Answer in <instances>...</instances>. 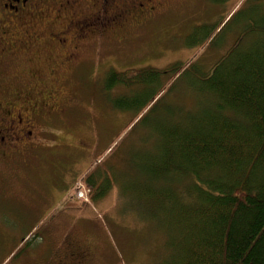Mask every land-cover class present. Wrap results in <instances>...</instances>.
<instances>
[{"label": "rangeland", "instance_id": "obj_1", "mask_svg": "<svg viewBox=\"0 0 264 264\" xmlns=\"http://www.w3.org/2000/svg\"><path fill=\"white\" fill-rule=\"evenodd\" d=\"M253 1H170L150 26L128 29L125 42L106 40L100 48L102 64L93 65L88 57L92 54L90 51L80 55L79 60L89 61L94 74L86 76L83 88L77 92L76 108L60 110L68 111L67 115L52 128L61 131V136L45 133V138L42 131L49 130V124L45 120L37 123L43 140L55 146L40 162L37 190L53 192L52 205L55 204L50 214L65 211L72 219L71 227L60 213L56 233L68 229L82 242H88L96 264L161 262L157 258L161 254V234L154 226L139 220L129 205L122 202L120 179L132 176V184L140 183L127 163L152 149L158 140L154 128L183 122L184 112L196 114L202 109L198 76L209 74L214 64L235 45L244 32L242 22L246 25L249 17H253ZM254 42L255 38H243L240 49L247 51ZM49 65L50 62L45 63L42 68ZM175 66L180 67L177 73L172 71ZM143 69L152 70L157 77L156 84L142 86L134 80L128 88L108 89L107 79L111 74L129 72L125 77L133 80L136 71ZM68 88L72 89L59 94L61 101L68 100L71 90L79 87L71 81ZM115 100L127 105L121 109L115 106ZM83 148L88 152H80ZM91 171L94 179L101 180L100 176L104 179L100 187L104 195L93 199L90 191L87 201L73 196L71 202L66 196L71 185L69 195H73L74 186ZM62 197L65 203L54 210ZM22 223L23 234L28 235L26 241L34 240L35 233L43 226L42 220L24 218ZM6 228L12 231L11 228L18 226ZM5 257L0 255V263Z\"/></svg>", "mask_w": 264, "mask_h": 264}, {"label": "trees", "instance_id": "obj_2", "mask_svg": "<svg viewBox=\"0 0 264 264\" xmlns=\"http://www.w3.org/2000/svg\"><path fill=\"white\" fill-rule=\"evenodd\" d=\"M252 3L235 45L198 76L202 109L154 128L152 149L127 163L140 183L120 179L122 202L161 234L163 264H264V0ZM243 38H255L251 49ZM128 75L111 74L108 89L157 82L151 69ZM93 175L83 183L95 199L104 179Z\"/></svg>", "mask_w": 264, "mask_h": 264}, {"label": "flooded vegetation", "instance_id": "obj_3", "mask_svg": "<svg viewBox=\"0 0 264 264\" xmlns=\"http://www.w3.org/2000/svg\"><path fill=\"white\" fill-rule=\"evenodd\" d=\"M170 1L0 0V264H96L88 242L68 229L56 233L60 213L71 227L72 219L65 211L50 214L53 192L37 190L40 162L55 147L42 132L61 136L52 128L67 115L60 110L76 108L77 92L94 74L80 55L90 51L93 65L102 64L106 40L125 42L128 29L147 28ZM71 81L79 88L61 101ZM43 120L49 130L41 132ZM24 218L43 221L38 241H26Z\"/></svg>", "mask_w": 264, "mask_h": 264}, {"label": "crops", "instance_id": "obj_4", "mask_svg": "<svg viewBox=\"0 0 264 264\" xmlns=\"http://www.w3.org/2000/svg\"><path fill=\"white\" fill-rule=\"evenodd\" d=\"M71 187H72V185H71ZM70 191H71V189L69 190V192H70ZM69 192H68V193L66 192V193H67L66 196H67V197L69 196L70 198H72V196L69 195ZM72 202H73V198H72Z\"/></svg>", "mask_w": 264, "mask_h": 264}, {"label": "built area", "instance_id": "obj_5", "mask_svg": "<svg viewBox=\"0 0 264 264\" xmlns=\"http://www.w3.org/2000/svg\"><path fill=\"white\" fill-rule=\"evenodd\" d=\"M79 197H81L83 194L81 192L78 193Z\"/></svg>", "mask_w": 264, "mask_h": 264}]
</instances>
